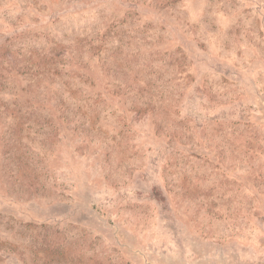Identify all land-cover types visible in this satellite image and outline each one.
<instances>
[{
    "label": "rangeland",
    "instance_id": "374dc122",
    "mask_svg": "<svg viewBox=\"0 0 264 264\" xmlns=\"http://www.w3.org/2000/svg\"><path fill=\"white\" fill-rule=\"evenodd\" d=\"M0 264H264V0H0Z\"/></svg>",
    "mask_w": 264,
    "mask_h": 264
}]
</instances>
